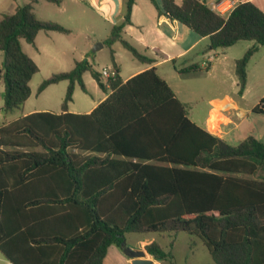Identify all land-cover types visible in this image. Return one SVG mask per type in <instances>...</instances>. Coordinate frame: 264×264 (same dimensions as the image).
<instances>
[{"label": "trees", "instance_id": "trees-1", "mask_svg": "<svg viewBox=\"0 0 264 264\" xmlns=\"http://www.w3.org/2000/svg\"><path fill=\"white\" fill-rule=\"evenodd\" d=\"M150 1L159 14L208 37L211 49L253 41L236 61L244 92L248 63L264 45V11L250 1L229 15L204 0ZM37 2L0 18L4 116L30 98L39 72L22 41L35 46L42 31L70 33L38 19ZM133 4L127 0L124 20L105 44L119 42L151 65L152 58L122 37ZM110 57L105 83L87 60L41 83L38 94L68 81L61 113L36 112L0 125L2 256L12 264H104L108 248L123 249L127 234L186 233L202 241L215 264H264V143L249 136L232 145L211 134L189 118L187 105L155 67L124 82L112 50ZM197 70L192 65L179 73ZM85 72L109 93L91 113H69L75 86L87 92ZM259 104L253 112L264 114ZM145 250L173 263L156 241Z\"/></svg>", "mask_w": 264, "mask_h": 264}, {"label": "crops", "instance_id": "crops-1", "mask_svg": "<svg viewBox=\"0 0 264 264\" xmlns=\"http://www.w3.org/2000/svg\"><path fill=\"white\" fill-rule=\"evenodd\" d=\"M80 1L88 8L89 11L93 12L100 19L102 24L106 26V35L99 37V42L102 45L99 49L107 48L109 55L111 50L113 51L115 62L120 69L119 75L124 82L142 71L155 67L158 74L166 80L179 100L187 105L189 118L195 124L232 145H237L249 136H254L263 142L264 127H261L260 118H262L264 114H256L253 110L264 98V45L259 47V50L252 56L248 63L246 88L244 92L240 94L238 77L236 74V61L242 58L245 52L254 45L253 41H248L250 43H247L245 46H241L240 44L246 41H240L227 48L211 49L209 47L210 40L208 37H199L197 34L179 24L177 21L170 20L165 15L159 14L157 8L150 0H134L131 12L132 24L125 26L122 37L139 52L145 54L149 58H152L154 63L151 65L144 64L137 60V62L141 64V67L130 71L128 76L123 78L121 74L122 67L119 63L118 54H126L124 51L126 49L119 42H116L111 48H109L105 44V41L109 37L113 26L124 20L127 0ZM182 1L183 0H176L178 4ZM205 1L208 7L216 12V10L212 7L213 0ZM247 1L254 3L262 11H264V0H237V4ZM3 2L4 0H0V7ZM157 2L160 6V1L157 0ZM18 6L20 5L15 4L12 7L13 10L10 12H2V9L0 8V18L4 14L14 13ZM84 18L85 17L83 15V19ZM67 29L70 31L69 34H71L73 30L70 28ZM86 29L90 32L94 30V28L89 25ZM94 38L95 40L98 39L95 36ZM85 44L89 45L87 42ZM82 60H87L89 62L90 58L88 57L87 50H82L81 58L79 60H74L73 65L75 66L76 62ZM2 61L3 57L0 53V73ZM170 63L172 65H170ZM192 65H197L199 70L189 74L179 73V70ZM91 66L100 74L103 70L111 71V57L110 64L105 65L102 68L98 69L92 64ZM163 70L165 71L163 72L164 74H162ZM183 75L189 76L191 80H194V82H197L200 86L199 89L193 86L189 87V101L182 98L184 96L183 89L179 84H175L176 80ZM87 79L90 81L94 80L90 72H85L83 75L84 84L88 92ZM101 79H103L102 76ZM0 81H2V79H0ZM103 82L105 83L106 81ZM95 83L98 86L96 81ZM100 92L101 98L96 103L91 102L86 105V108L82 111H76L71 108L73 104L72 100L69 104L68 112L75 114L91 113L109 93V91L104 92L102 90ZM259 94L261 96H258ZM257 96V100L251 102L252 98ZM2 107L3 104L0 105V121L3 117L7 118V116H3L1 114V112L3 113ZM36 112H53L59 114L61 113V107L58 111L33 108L23 116ZM168 236L171 238H173V236L177 237V235ZM153 241L157 242V240L153 237H149L141 238L136 242L145 244L146 246ZM170 242V245L173 243V247L170 248V246H167V251L172 253L173 262L175 263L176 240L172 239ZM189 243L193 244V248H191L189 244V250L192 253L197 247L206 248L202 241L197 238L195 239V237H192ZM129 247L134 248L135 246ZM146 258L151 259L153 261L152 264H168L167 262L155 260V258L148 253ZM114 262L117 264H131V259L123 253V249L117 247L116 245H111L107 250L104 264H114Z\"/></svg>", "mask_w": 264, "mask_h": 264}, {"label": "rangeland", "instance_id": "rangeland-1", "mask_svg": "<svg viewBox=\"0 0 264 264\" xmlns=\"http://www.w3.org/2000/svg\"><path fill=\"white\" fill-rule=\"evenodd\" d=\"M29 1L31 0H4L0 8L2 9V12H10L13 10L12 7L15 4L22 5ZM35 14L38 19L42 21L55 22L66 28H70L73 31L71 34L42 31L36 37L35 46L22 41L24 51L36 62L39 67V72L34 75L30 82V87L32 89V95L30 98L19 109H16L12 113L8 114L7 118L3 117L4 114L1 112L3 118L0 121V125L23 116L33 108L51 111L60 110L68 87V81H62L60 83L50 85L41 94H38V88L41 83L52 74L70 71L74 66V60H79L81 58L82 50H87L88 57L90 58L89 62L96 68L99 69L110 64V55L107 48L99 49L101 46L99 37L106 35V26L102 24L100 19L93 12L89 11L80 0H61L60 5L52 4L45 0H39L35 4ZM83 15L85 17L84 19ZM88 25L94 28L95 31L93 30V33L86 29ZM94 36L98 39L95 40ZM86 42L89 45H86ZM247 43L250 42L246 41L240 45L245 46ZM124 51L126 54H118L119 63L122 67L121 74L123 78L127 77L130 71L141 67V64L137 62L131 53L127 50ZM0 53L3 57V53ZM170 65L172 64L170 63ZM108 72L110 73L111 71L108 70ZM163 72L165 71L163 70L162 74H164ZM101 76L103 77V79H101L102 81L107 80L102 73ZM175 84H179L182 87L184 92V96L182 98L186 101L190 100L188 94L190 86L197 89L200 88L199 84L197 82L195 83L194 80H191V78L187 75L180 76L176 80ZM87 89L88 92H84L78 85L75 86L73 104L71 106L73 110L82 111L86 108V105L91 102L96 103L101 98V90L98 88L94 80L90 81L87 79ZM260 94L258 96H261ZM258 96L253 97L251 102L256 101ZM3 97L4 84L0 81V105L3 104ZM260 119L261 127H264V116ZM168 235H177V237L173 236V238H171ZM149 237L156 239L157 242L166 249V251L167 246H170V248L173 247L171 246L172 244H169V242L172 239L176 240V262H173L172 264H215L206 248L197 247L193 253L189 250V242L192 237L186 233H156L148 235L130 233L126 235V245L124 247L135 246L131 249L146 251L145 244L137 243L136 241L141 238ZM192 245L193 244L191 243L190 247ZM0 264H6V260L3 256H0ZM114 264L117 263L114 262Z\"/></svg>", "mask_w": 264, "mask_h": 264}, {"label": "built area", "instance_id": "built-area-1", "mask_svg": "<svg viewBox=\"0 0 264 264\" xmlns=\"http://www.w3.org/2000/svg\"><path fill=\"white\" fill-rule=\"evenodd\" d=\"M207 5L206 1L204 0ZM237 5V0H213L212 7L217 13L221 15H229ZM208 6V5H207ZM102 75L106 78L109 77L110 73L108 70H103ZM261 108H264V102L259 104ZM0 256H2L0 252ZM6 264H12L6 258Z\"/></svg>", "mask_w": 264, "mask_h": 264}, {"label": "water", "instance_id": "water-1", "mask_svg": "<svg viewBox=\"0 0 264 264\" xmlns=\"http://www.w3.org/2000/svg\"><path fill=\"white\" fill-rule=\"evenodd\" d=\"M102 47V45H101ZM123 253L131 259V264H152L151 259H147V252L144 250H133L129 247L123 248Z\"/></svg>", "mask_w": 264, "mask_h": 264}]
</instances>
